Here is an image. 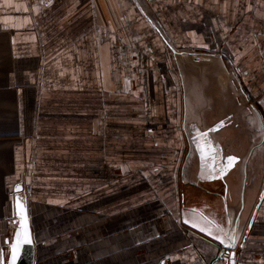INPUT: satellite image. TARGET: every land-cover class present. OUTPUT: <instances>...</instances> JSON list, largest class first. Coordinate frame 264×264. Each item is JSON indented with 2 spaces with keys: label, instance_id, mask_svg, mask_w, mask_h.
I'll return each mask as SVG.
<instances>
[{
  "label": "crops",
  "instance_id": "crops-1",
  "mask_svg": "<svg viewBox=\"0 0 264 264\" xmlns=\"http://www.w3.org/2000/svg\"><path fill=\"white\" fill-rule=\"evenodd\" d=\"M189 78L217 81L206 125ZM245 111L258 132L264 0H0V264L17 194L34 264H264V139L243 148ZM222 121L202 161L193 134ZM194 211L235 237L232 259Z\"/></svg>",
  "mask_w": 264,
  "mask_h": 264
},
{
  "label": "snow or ice",
  "instance_id": "snow-or-ice-1",
  "mask_svg": "<svg viewBox=\"0 0 264 264\" xmlns=\"http://www.w3.org/2000/svg\"><path fill=\"white\" fill-rule=\"evenodd\" d=\"M221 126H223L222 122L221 125H219L218 127ZM206 135H207L206 133H200L198 134L197 137H194V139L197 141H202L206 137ZM197 148L201 152L202 160L205 158L206 155L214 154L216 151V149L213 148L210 143L209 144L198 143ZM235 163H236V158L231 156L227 157L226 160L223 161L221 167L218 169L219 176L217 177L213 175L210 178L222 179L228 173V171L235 165ZM214 171L216 170L214 169ZM17 191H20L19 187H17ZM16 206L18 209V213L21 217V225H20V230H18L15 233L14 241L10 244L9 264H16L18 252L22 249L24 245L33 244L31 232L27 227L26 209L23 203L19 201V199H17L16 201ZM184 223L189 224L190 227L192 228L198 229L200 232H204L209 236H213L214 239L219 240V242L227 248H232L235 246V237H229L228 239L230 242L226 241L225 236H227V233L224 231V229L220 228L218 225H215L214 222L208 220L207 217H204L201 214H196L195 211L191 219L185 218ZM213 228H215L216 232L222 233V235L215 234ZM233 264H235L234 261Z\"/></svg>",
  "mask_w": 264,
  "mask_h": 264
},
{
  "label": "rangeland",
  "instance_id": "rangeland-1",
  "mask_svg": "<svg viewBox=\"0 0 264 264\" xmlns=\"http://www.w3.org/2000/svg\"><path fill=\"white\" fill-rule=\"evenodd\" d=\"M185 88L184 101L188 107V117L192 118L194 123L198 126L210 123L209 119L212 118L210 116L212 115L211 110H213L212 105L218 104L221 100V98L217 96V94L219 95L217 81L205 82L189 78L185 82ZM249 114L250 112L245 111L242 124L238 125L239 138L241 139L244 149L250 147L253 142H263L264 139V123L260 125L257 132V129L254 130L249 122ZM263 148L264 146L262 145V149Z\"/></svg>",
  "mask_w": 264,
  "mask_h": 264
},
{
  "label": "water",
  "instance_id": "water-1",
  "mask_svg": "<svg viewBox=\"0 0 264 264\" xmlns=\"http://www.w3.org/2000/svg\"><path fill=\"white\" fill-rule=\"evenodd\" d=\"M222 124H223V121H222ZM219 125H221V122H218L216 124H213L212 126H210L205 132L203 133H206L207 136H210V134L218 131L220 129V127H218ZM197 131V129L195 128H192V132H195ZM201 132H196L195 134H193V139L194 137H197L198 134H200ZM205 139L204 138V144L205 143ZM194 141H196L194 139ZM196 148H197V145H196ZM198 150V148H197ZM199 152V156L201 158V152L198 150ZM205 159V158H204ZM204 159L202 161H204ZM17 199H19V201L21 203H23L25 209H26V213H27V227L28 229L30 230L31 232V228H30V223H29V212H28V206H27V203L21 199V197L17 194L15 197H14V207H15V216H16V220L14 222L15 224V228H14V232H13V235H12V238H11V241L9 243V247H8V255H7V258L6 260H2V264H9V261H10V244L14 241L15 239V233L20 230V225H21V217L18 213V209H17V206H16V201ZM32 236V234H31ZM33 240V239H32ZM233 248H227V247H224V249L230 251V258L232 259L233 258ZM16 264H34V244L32 245H24L22 247V249L18 252V255H17V260H16Z\"/></svg>",
  "mask_w": 264,
  "mask_h": 264
}]
</instances>
